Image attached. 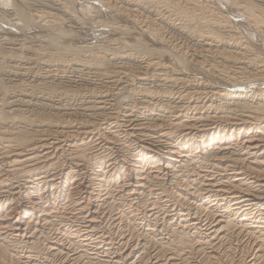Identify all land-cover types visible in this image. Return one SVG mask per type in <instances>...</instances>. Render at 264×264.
I'll use <instances>...</instances> for the list:
<instances>
[{"label": "bare ground", "instance_id": "1", "mask_svg": "<svg viewBox=\"0 0 264 264\" xmlns=\"http://www.w3.org/2000/svg\"><path fill=\"white\" fill-rule=\"evenodd\" d=\"M231 1L264 38V6ZM102 2L159 56L13 43L0 264H264V57L208 0Z\"/></svg>", "mask_w": 264, "mask_h": 264}, {"label": "rangeland", "instance_id": "2", "mask_svg": "<svg viewBox=\"0 0 264 264\" xmlns=\"http://www.w3.org/2000/svg\"><path fill=\"white\" fill-rule=\"evenodd\" d=\"M208 1L217 10L223 12L224 14H227L231 18L229 20L231 25L229 24V26L235 28L236 32L239 31L240 34L243 35L244 39L251 43L254 48L259 51L258 53L264 57V38L259 36L248 17L242 12V8H240L237 4L232 3L231 0ZM250 1L264 6V0ZM119 21L120 23H118ZM133 23L134 21H132L128 17L117 14L115 11H109L104 6L102 0H0V88L3 91L9 92V95L6 97L7 100L4 99L7 104L4 102H0V110H6L8 102L11 101L10 87L13 84L6 76V71L9 69V57L11 56L10 52H15L18 55L21 54V51L18 49L19 47L13 45V43H15L16 41L18 43L21 41L17 40L20 37L22 39H25V37H23L24 35H31L35 33H37L35 35H40L42 32L44 34H48V32L60 33L62 31L64 33L73 32L72 37L67 34L65 38L58 40L59 42H61V46L66 47L75 44L117 43L119 44V46H121L122 49H136L134 51L135 53H139L137 52V50H141V55L145 53L143 47H140L141 44H148L147 42L149 41V45L151 44V46L159 44V39L157 40V37L155 35H153L154 39H152L151 36H145L139 33L140 25L137 23ZM109 27H111L112 29H115V27L117 29L119 28L118 31L121 32V35L117 36L118 38L116 37L118 40L116 38L113 39V37H109V35H107ZM133 31L136 33L134 34ZM173 33L175 37L186 42V45H191L189 43V40H184L181 35L177 34V32ZM141 35L148 41H146V39H143ZM106 36L109 38H107ZM120 36L122 37V39H119ZM29 41V43L33 42V44L35 45L39 43L36 41ZM54 41L57 42V39H55ZM118 41H121V43H118ZM145 54L154 57L159 56V54H157V51L151 50H149L148 52L146 51ZM167 60L170 62L174 61L170 56L167 57ZM214 82L217 85L221 84V82H219L218 80H215Z\"/></svg>", "mask_w": 264, "mask_h": 264}]
</instances>
